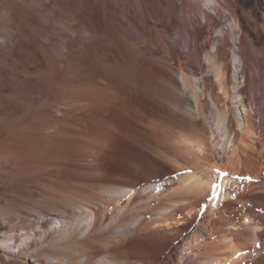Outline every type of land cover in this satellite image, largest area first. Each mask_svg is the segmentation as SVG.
Returning <instances> with one entry per match:
<instances>
[{"label": "bare ground", "instance_id": "bare-ground-1", "mask_svg": "<svg viewBox=\"0 0 264 264\" xmlns=\"http://www.w3.org/2000/svg\"><path fill=\"white\" fill-rule=\"evenodd\" d=\"M28 1L29 5L26 8L18 0H4L6 8L14 14L16 13V15L19 12V17H16L18 20L11 18L12 25L8 27H11V29L19 34L27 33L32 36L31 43L34 53H36V56L38 55L43 58L44 66H47L51 70L50 74L52 76H59V79L62 76L61 65L63 66V54L59 49L60 46L58 47V43H54V40L50 44L46 43L48 45L41 43L38 34H49L51 32L50 35L53 34V37L60 40L64 33L68 31L57 23L47 24L45 22L46 16H51L54 19L68 18L70 22H67L71 23L69 24L71 25V30L73 27H76L75 24L77 23H75V20L77 22V18L80 16L106 19L109 24L108 26L114 29V31H111V29L108 31L98 26L95 38L91 42V60L94 70L92 87L94 91L92 92V101L89 100L92 102L93 112L89 137L91 139V146L97 151V155L102 154L103 157L112 156L114 158L121 157L124 152L122 148L127 144H131L135 146L133 147L135 150L136 148L138 149V158L140 162H144L145 166H148L152 162L157 164L168 161L174 166V169L177 167L176 170L194 167L193 171L186 170L184 175L179 176L178 182L173 188H171L172 186L167 187V185L175 182V179H169L163 183H147L143 188L136 185L109 187L107 190L108 199L110 200L108 205L113 212H117V217L124 219L127 214H133L140 209H144L146 207L145 201H148V198L154 200L153 196L156 197V194L160 190H165L164 193L168 190L172 198H178L179 196L177 195L182 190V195L183 192L187 195L188 193L194 194V196L201 195L198 198L200 202L207 196L208 201H206L208 202V206L206 205V207H208V210L206 212L209 211L210 214L207 213L211 218H219L226 216L229 211L228 208L234 203L233 201L238 200V198H235L236 195L247 194L246 190L250 187L254 176L258 177L262 175L264 177V144L262 149L258 151L260 159L255 158L254 154L252 157L251 152H249L250 150L253 153L257 151V142L264 140L262 139L263 136L255 130V124L251 120V113L257 114L259 112L257 111L258 108H253V104L251 105L252 101L249 102V106L246 108L245 99L240 100L238 98L237 102H240V104H237L235 107L244 106L246 117H244L245 120L243 121V116L241 118L236 115L234 108L230 105V101L228 102L230 99L229 93L232 92V95H234L232 89L234 86H239L237 79L239 78L240 71H245L248 74L246 63H244V67L241 69L242 63H240L237 56L240 43H243L245 50H248L250 47L247 42H243L242 33L249 32V35L253 36V42L264 37V0H241V5H238L242 8V11L240 12L237 9L234 13H229L233 16L231 17L233 20L227 17L228 12L224 11L226 8L223 7L219 0H212L216 1L219 6L218 14H220L221 20L216 26L218 29L214 28L217 30L216 38L213 39L210 45H205L202 67L204 70H207V73L203 74V77L201 75V78H203L202 82L198 80V76L197 78L193 74L194 68L192 66L188 71L181 69L180 74L176 77L171 69H169L168 64H164V62L162 64L160 59L156 62L150 57L143 56L142 49L147 47V45L141 42L137 34L138 32L146 33L147 31L139 24L136 18L137 12L140 14L143 22L147 23L150 21V18H153L154 24L160 27L163 36L171 40L179 52L182 49L179 47L178 39L184 37L185 42H188V32L192 27L195 29L197 22L193 21L189 10L183 7L180 8L172 0H130L135 4V11L129 6L128 0H98L96 5V0ZM202 1L204 2L205 0ZM252 3L255 6L254 15L261 25V33L249 29L245 22L246 16L244 11ZM224 17H227V20L230 22L227 28L225 21H223ZM133 20L137 22L139 29L131 28L130 23ZM143 25L145 28L148 26L145 23ZM123 27H126V30H122L121 28ZM11 29L9 31H13ZM227 35L231 42L229 60L226 58L227 50L221 46V38ZM30 58L25 60H31ZM23 67L25 68V66ZM209 72L211 75H208ZM230 74L232 76L231 79H233L232 89H230L231 86L229 87L227 83V78ZM40 75L43 79L44 74ZM9 76L14 77L16 73H9ZM9 76L0 72V80H4ZM208 76L213 77V83L207 87ZM214 83L216 85L215 88ZM180 84L182 87L179 86ZM244 88H240V96L247 93ZM180 90L183 97L179 96ZM220 98L223 99L220 100ZM80 101L82 102L83 100ZM186 102L188 105L183 108L182 105ZM195 109H197V113ZM1 110L3 109L0 108ZM183 111L185 113L191 111L192 118L186 117L188 114L185 116L182 113ZM195 116H199L200 120H197ZM235 121L236 126L234 125ZM206 122L209 126H205ZM47 129L46 127L44 129L37 127H14L9 124L0 128V157H2L0 168L4 170L0 169L2 171L0 188H7V185L13 188L17 184L25 185L26 192L30 194L34 191L31 188V184L33 186L40 185L39 181L43 177L47 179L49 176L60 174V165L64 163V156L53 144L59 140H61L60 142H71V139L79 138L84 133L82 131L76 132L75 130V132H71V130L60 129L51 131L48 126ZM176 132L180 133L179 138L177 137L178 139H175V136H177L175 135ZM69 142L68 144H70ZM251 142L253 143L251 144ZM30 170L33 171L32 175L27 174ZM239 176H241L242 180L239 179ZM6 178H9L10 181ZM28 183H30L29 186H26ZM143 194L149 195L146 199L145 197L142 199L141 196ZM191 197L192 195L188 197V200ZM158 198L157 196L155 199L158 201ZM186 199L181 200V202L179 201L180 199L178 200L179 202L174 199L172 202L174 204L168 202L159 204L160 208L156 212L160 216L155 217L152 222H155V224L159 222L158 224L166 225V227L171 226V224L173 225L174 220L177 223H186V219L190 216L183 217L184 219L179 221L175 217L176 214L174 216L175 219L173 217V212H177L175 210L176 206L183 205L182 202L186 201ZM124 200L127 201V203L126 201L124 202L126 205L122 204ZM188 200L187 202H189ZM150 202L149 200V203H147L150 204ZM152 205L147 207H152ZM202 207L197 209L198 212H204L203 208L205 206ZM190 208L189 206L188 209ZM229 209L233 208L230 207ZM73 210L77 212L75 218L79 220L80 224H89L96 217L95 211L85 205L76 204ZM192 214L194 213L192 212ZM135 219L137 220L138 218L136 217ZM48 220L49 226L43 232L48 231L55 223L60 225L62 221L61 219L53 220V218H48ZM254 221L255 219L249 215L245 216L244 223L242 224L231 222V220H222V222H226L223 225L225 229H218V235H216L214 226H202V234L206 232L207 236L209 235L213 238V241L206 244L204 251L201 252L200 247L197 245V242L201 239V234L196 235V238L194 237L196 242L187 240L185 245L180 248L178 253L179 260L182 261L185 258H190L191 261L189 263L191 262V264H240L239 262L243 260V258L241 260L240 258L244 255L246 249L243 250L242 247V244L245 242H241L236 235H244L245 239H243L246 240V243L250 241H254V243L258 242L264 226ZM129 223L122 224L123 229L128 230L127 226ZM155 224L154 226H157ZM117 226L120 225L117 224ZM148 226L146 225L145 227L147 228ZM36 228L41 231V226L35 222L32 228H29L27 231H21L19 234L20 240L16 238L13 232L2 229L0 230V241H2L5 250L11 251L13 243L18 244L20 248L24 249L37 236ZM128 231H132V229ZM195 234L197 233L194 232ZM136 238H130V240L125 238L128 246L124 250H129L130 246L137 245L136 242L139 240L136 241ZM117 244L115 243L114 245ZM167 244L170 247V240ZM61 245L60 249L62 250L73 248V244L71 243L62 242ZM112 246L111 240L101 233L94 237L83 238L82 240H78V243H75L79 254H87V257H89V252L94 255ZM161 247L163 248V246ZM76 254L74 256L71 254V256H67L65 253L62 259L73 261ZM7 261L9 264H20L15 260L12 261L10 257L3 260L0 256V264H4ZM55 262L61 264L62 261L56 260ZM91 264L118 263L102 257Z\"/></svg>", "mask_w": 264, "mask_h": 264}, {"label": "rangeland", "instance_id": "rangeland-1", "mask_svg": "<svg viewBox=\"0 0 264 264\" xmlns=\"http://www.w3.org/2000/svg\"><path fill=\"white\" fill-rule=\"evenodd\" d=\"M18 1L21 2L22 5L24 4L26 8L29 5L28 0ZM97 1L98 0H96L95 5ZM172 1L177 6H180V8L183 7L189 10L193 21L197 22L195 29L192 27L188 32V42H185L184 37L178 39L179 47L182 49L179 52V50H176L174 47L172 41L163 36L160 27L154 24L153 18H150V21L147 23L143 22V19L137 12L136 18L139 24L147 31L146 33H136L141 42L147 45V47L142 49L143 56L150 57L156 62L160 59L162 64L163 62L164 64H168L170 67L169 69H171L176 77L180 74L181 69L188 71L192 66L194 68L193 74L196 77L198 76V80L201 81L203 79L201 75L203 77V74L207 73V70H204L202 67L205 45H210L213 39L216 38V29H218L216 26L221 20V16L218 14L219 6L216 1L212 0H205L204 2L202 0ZM127 2L129 6L132 7V10L135 11L136 7L134 2L130 0ZM219 2L226 8L224 11L226 13L228 12L227 17L231 20H233V18H231L233 16L229 14L230 12L234 13L237 9L240 12L242 11V8L238 5H241V0H219ZM250 5L246 7L244 11L246 25L249 29L261 33L262 29L259 24L260 22L254 15L255 6H253V3ZM3 6H5L4 0H0V60L5 58L0 61V72L8 74V76L9 73L15 72L16 76H9L4 80H0V108L3 109L0 111V128L9 124L14 127H37L43 129L46 127V130H48V126L51 131L60 129L67 131L71 130V132H75L76 130V132L82 131V133H84V136L82 135L79 138L71 139V142H60L61 140H59L53 144L64 156V163L60 165V174L49 176L47 179L43 177L39 181L40 185L33 186L31 184V188L34 190L32 193L28 194L29 192H26L25 185L22 186L20 184L15 185V188L10 185H7V188H0V230L4 229V231H11L16 235V238L20 240L19 234L21 231H27L29 228H32L35 222L37 225L41 226V231L36 228L37 236L34 241L32 240V242L28 243V247L26 246L24 249L20 248L18 244L16 245L13 243L11 251L5 250L2 241H0V256L3 260L10 257L12 261L15 260L20 264H60L58 262L56 263V260H61V264H91L93 261H98L99 258L106 257L118 264H191V262L189 263V261H191L190 258H185L180 261L178 253L187 240H193L194 242V237L196 235L201 234L200 241L197 242L198 244L195 243L200 247L199 249L201 252L204 251V246H206V244L213 241V238L209 235L207 236L206 232L202 234V226H214L216 235H218V229H225L223 225L226 222L224 223L222 220H231V222L242 224L247 215L252 216L255 219L254 222L264 226V177H262V175L253 177L250 187L246 190L247 194L240 196L236 195L235 198H238V200H232L234 203L232 202L233 204L230 207L233 209H229V207L226 216L211 218L209 211H207L209 214L206 212V210H208V207H206V205L208 206L207 196L201 203L198 200L201 195H197V197L191 193L187 195L185 192H183L182 195L181 190L177 195L179 196L178 198H172L168 190H166L165 193V190H160L156 194V197H159L158 201L155 199V196H153L154 200L148 198V201H145L146 209H140L133 214H127L124 219L117 217V212H113L108 205L110 202L107 195L109 187L136 185L137 187L143 188L147 183H163L166 182V180L175 179V182L167 185V187L172 186L171 188H173L178 182V177L184 175L186 170L193 171L192 169H194V167L176 170L177 167L174 169V166L168 161L157 164L152 162L149 163L148 166H145L144 162H140L138 158V149L136 148L135 150V148H133L135 146L131 144L124 146L122 148V151H124L122 156L116 158L112 156L103 157L102 154L97 155V151L91 146L89 132L92 127L93 112L92 102L90 101L93 99L92 92L94 91L92 87L94 70L91 60V42L95 38L98 26L108 31H110V29L114 31L113 28L108 26L109 24L106 19L80 16L77 18V22L75 20V23H77L75 24L76 27H73L71 30V25H69L71 23H68L70 22L68 18L54 19L51 16L45 17V22L47 24L51 25L57 23L68 31L64 33L60 40L53 37V34L50 35L51 32L49 34H38L41 43L48 45L46 43L50 44L54 40V43H58V47L60 46L59 49L63 54V66L61 65L62 76L59 79V76H52L50 74L51 70L47 68V66H44L43 58L38 55L36 56V53H34L31 43L32 36L27 33L19 34L11 29V27H8L12 25L11 18L18 20L16 17H19V12H17L16 15V13L14 14L11 12L6 6ZM227 17H224L225 20L223 19L226 28L230 25ZM144 23L148 25L146 28L143 25ZM130 26L132 29H139L135 20L130 23ZM10 29L13 31H9ZM121 29L126 30V27ZM176 36L178 35L176 34ZM242 37L243 42H247L250 47L248 50H245L243 48V43H240L237 56L240 63H242L241 69H243L244 63H246L248 74L241 70L239 78L237 79L239 86H234L233 89L232 76L231 74L228 76V86H231L230 89L234 91V95H232V92H230L231 94L229 93L230 99L228 102L230 101V105L234 108L236 115L241 118L243 116L244 121V117H246L244 106L240 105L241 107H235L237 104H240V102H237V99H245V102H243L247 104V106H245L246 108L249 106V102L252 101L251 105L253 104V108L255 109L258 108L259 110L257 109V111L259 112L257 114L252 112V115L250 114L251 120L255 124V130L258 131V133L263 136L262 139H264V37L260 40H254L255 42H253V36L251 37L249 32L242 33ZM221 44L222 48L227 50L226 58L229 60L231 42L228 35L221 38ZM2 56L4 57L2 58ZM28 58L31 60L26 61L25 59ZM3 62L4 64L2 65ZM25 62H28L29 65ZM23 66H25V68ZM40 74H44L43 79ZM208 75H211V73L209 72ZM207 80L206 86L208 87L212 85L213 77L208 76ZM213 85L215 88V83ZM179 86L182 87L181 84ZM242 86L245 87L244 89L247 93L240 96L239 90L240 88L243 89ZM53 90L55 91L52 93ZM179 96L183 97L181 90L179 91ZM221 99L223 98H220V100ZM80 100L83 101L81 102ZM187 102L183 103V108L187 107ZM189 107L191 108V106ZM206 109L208 108L206 107ZM195 111L197 113V109H195ZM2 113L3 115H1ZM182 113L185 114V116L188 114L186 117L192 118L191 111L188 113L183 111ZM195 118L200 120L199 116H195ZM205 124V126H209L207 122ZM234 125L236 126V121ZM175 135V139H178L180 133L176 132ZM68 142L70 144H68ZM252 143L253 142H251V144ZM263 144L264 140H259L256 145L257 151L254 153L252 150L249 151L252 157L254 154L255 158L260 159L258 151L262 149ZM1 160L2 157H0V167L2 164ZM0 169L4 171L3 168ZM1 170L0 176L2 173ZM28 172V175H32L33 173L32 170ZM239 179L242 180L241 176H239ZM8 181H10V179ZM29 184L30 183L26 186H29ZM21 187L23 188L21 189ZM148 195L149 194H143L141 198L144 199L145 197L146 199ZM190 195H192V197L188 200ZM182 196L184 199H187L182 202L183 205L176 206L177 208L175 210L177 212H173V217L176 214L175 217L178 219L177 221H179L183 220V217L186 218L190 216L191 218H187V221L184 220L186 223L184 222V224H182L178 222V224L174 220L173 225L171 224V226L166 227V225L158 224L159 222L156 224L152 222L155 217L160 216L156 211L159 210L162 203L168 202L174 204L172 203L174 199L177 202H181V200H184ZM149 200L151 201L150 204H148ZM187 200L189 202H187ZM125 201L126 200L122 202L123 205H126L124 204ZM195 202L199 207L205 206L204 208L202 207L204 209L203 213L200 211L198 212L197 209L199 207ZM76 204L88 206L91 210L95 211L96 217L93 218L92 222L86 225L79 223V220L75 218L77 212L73 210ZM149 205H152V207H147ZM189 206L191 207L190 209H188ZM192 212L196 215L192 214ZM134 214L138 218L137 220ZM133 217L135 218L133 219ZM48 218H53V220L61 219L63 221H61L62 225L55 223L52 228L43 232V230L49 226ZM125 223H129V227L127 226V228L128 230L132 229L133 232L125 228L123 229L122 226ZM117 224L120 226H117ZM154 224L157 226H154ZM146 225L149 226L146 228ZM194 232L197 234L194 235ZM99 233L108 237L113 246L94 255L89 252V257H87V254H79L75 247V243H78V240H82L83 238L94 237ZM236 236L241 242H245L242 244V247L243 250L246 249L244 251L246 254L244 253L240 258V260L242 258L243 260L239 263L264 264V230L260 233L258 242L254 243V241H250V245L244 240V235L239 234ZM133 237H138L136 238V241L139 240L136 242L137 245L133 247L130 246L129 250H124L125 247L128 246L127 240H130V238L134 239ZM125 238L128 239L125 240ZM169 240L170 247H168L167 244ZM62 242L73 244V248L70 250L60 249ZM115 243L118 244L114 245ZM161 246H163V248ZM65 253L67 256H74L76 253L79 255L76 254L73 261L69 259L63 260L62 256ZM82 255L83 257H81ZM4 264L9 263L7 261Z\"/></svg>", "mask_w": 264, "mask_h": 264}]
</instances>
